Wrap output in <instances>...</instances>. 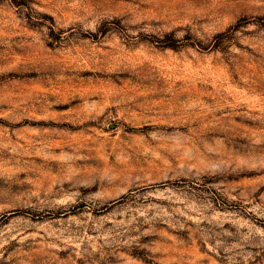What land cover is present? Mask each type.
<instances>
[{
    "label": "rangeland",
    "instance_id": "obj_1",
    "mask_svg": "<svg viewBox=\"0 0 264 264\" xmlns=\"http://www.w3.org/2000/svg\"><path fill=\"white\" fill-rule=\"evenodd\" d=\"M0 264H264V0H0Z\"/></svg>",
    "mask_w": 264,
    "mask_h": 264
}]
</instances>
